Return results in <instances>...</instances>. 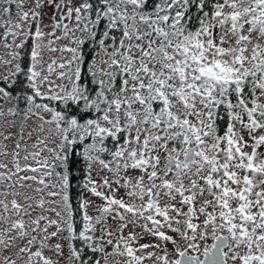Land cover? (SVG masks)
<instances>
[{"label": "snow or ice", "instance_id": "obj_1", "mask_svg": "<svg viewBox=\"0 0 264 264\" xmlns=\"http://www.w3.org/2000/svg\"><path fill=\"white\" fill-rule=\"evenodd\" d=\"M0 264H264V0H0Z\"/></svg>", "mask_w": 264, "mask_h": 264}]
</instances>
